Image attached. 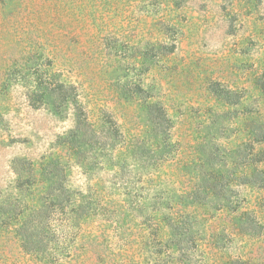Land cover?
Masks as SVG:
<instances>
[{"label":"rangeland","instance_id":"374dc122","mask_svg":"<svg viewBox=\"0 0 264 264\" xmlns=\"http://www.w3.org/2000/svg\"><path fill=\"white\" fill-rule=\"evenodd\" d=\"M0 264H264V0H0Z\"/></svg>","mask_w":264,"mask_h":264}]
</instances>
